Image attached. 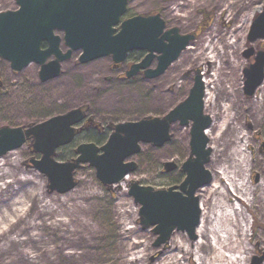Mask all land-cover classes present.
<instances>
[{"label": "rangeland", "instance_id": "obj_1", "mask_svg": "<svg viewBox=\"0 0 264 264\" xmlns=\"http://www.w3.org/2000/svg\"><path fill=\"white\" fill-rule=\"evenodd\" d=\"M263 8L264 0H129L124 17L158 13L165 21V29L175 27L180 34H194L195 39L162 75L153 79H146L141 75L123 78V71L133 62L131 59L135 57L134 53H130L123 64L113 69L111 57L78 64L77 57L80 51L75 52L70 60L62 64V75L47 82L39 80V65L35 63L14 72L7 61L0 59V127L40 122L81 105L88 106V114L102 128L108 123L130 121L144 115L161 116L187 96L193 84L195 71L200 72L202 67L208 65L200 52L203 51L202 44L211 42V47L214 45L221 52L226 50L234 56V63L232 66H226L220 77L224 87L228 86L223 82L225 80L234 83V94L231 98L235 96L237 101L235 122L250 143L247 152L252 169L248 177L251 186H255L264 172V127L251 124V117L243 111L242 106L238 108V103L254 106L253 100L259 96L260 86L253 96H247L243 91V70L253 63V56L247 59L243 52L250 46L255 52L264 51V40L247 42L251 22ZM15 9H17L15 0H0V12ZM214 29L215 32H212ZM57 34L62 36L60 32ZM234 36L238 44L231 49L227 42L234 40ZM194 51H198L197 55ZM209 97L212 103H205L204 100V112L216 123L221 117L220 104L226 103L225 90L212 88ZM213 127L212 134L208 136V145L211 148L215 146L214 144L218 146L221 144L215 140L217 133L215 125ZM171 134L172 139L161 148L143 144L140 153L129 159L136 162V170L126 175L119 184L110 187L103 185L96 178L95 169L88 164H82L75 171L77 185L65 194L49 193L47 178L33 168L27 167L28 159L40 157V154L32 152L30 141H27L20 148L1 156L0 164L2 168L12 170L18 178L29 176L33 182L15 181L8 175L1 177L0 186L3 187L5 184L8 186L6 189L0 188V209L4 208L2 201L21 194L20 191L14 192L10 189L23 188L25 191V188H29L34 192L38 189L43 198L51 204L52 210L43 213L42 218L36 220L37 229L30 230L31 244L37 246V239L47 237L50 231L76 241L85 236L88 229L99 228L111 236L112 230L119 228L124 231V236L120 239L123 252L129 240L139 243L133 251H128L123 264L130 263L134 252L141 255V261L137 264H193V255L184 256L174 245L177 243L194 248L193 242L196 240L191 242L185 232L175 231L167 244L155 247L156 236L151 232V228L145 230L141 228L138 218L139 205H136L128 194V184L132 180L154 189H162L167 188V184L178 178L180 174L178 169L166 173L162 170V164L174 161L180 165L184 161L187 155L189 128H181L174 124L171 127ZM83 142L89 141L86 140V132L82 127L73 142L56 149L55 159L64 162L75 158L76 155L70 156L69 159H60L57 156L58 154L67 156L72 147L75 149ZM228 148L223 147L222 154L220 146L217 150L212 148L210 162L206 165L212 173V180L217 162L223 159L225 156L223 153L227 152ZM209 187L208 184L197 191L201 214L211 208L213 196ZM232 202L245 214L247 220L245 227L249 247L247 264H251L253 257H262L260 264H264V213L262 214L256 205H248L242 198L234 199ZM32 204L35 205V202L27 203L25 206L30 215L38 211ZM204 221L208 226L209 218ZM125 234L129 235V239ZM56 246L60 249L59 243H55V246L45 245L38 251H42L43 257L56 259L54 255L57 251ZM80 250L62 249L59 264L62 260L65 264H81Z\"/></svg>", "mask_w": 264, "mask_h": 264}, {"label": "water", "instance_id": "obj_2", "mask_svg": "<svg viewBox=\"0 0 264 264\" xmlns=\"http://www.w3.org/2000/svg\"><path fill=\"white\" fill-rule=\"evenodd\" d=\"M17 9L0 12V59L19 72L30 63L39 65L38 76L46 82L59 76L61 64L78 52L77 63L86 64L110 56L114 65L123 63L134 50L146 51L142 60L126 71V78L144 71V78L162 75L195 39L194 34H180L178 28L165 29L160 14H137L121 18L129 0H15ZM56 32H61L62 36ZM264 40V8L251 22L247 42ZM45 43V47H41ZM63 47L65 50H63ZM243 55L253 63L243 70V91L253 96L264 80V51L248 47ZM157 64L150 67L153 59ZM204 84L195 71L187 96L162 116L146 115L137 120L109 124L111 132L98 146L83 142L75 148L76 157L64 162L55 159L56 149L73 142L82 122H92L87 108L80 106L48 117L40 122L0 127V157L30 141L32 152L27 167L42 173L49 193L65 194L76 185L75 171L82 164L95 169L96 178L105 186L119 184L137 168L129 159L143 144L161 148L171 138V127L189 128V153L180 166L174 161L162 164L163 171L177 169L184 174L179 184L154 189L132 180L128 194L139 205L138 218L143 230L156 236L154 246L167 244L175 231L185 232L193 242L200 223L201 209L197 191L210 184L212 174L206 168L212 149L206 130L212 118L204 112ZM253 257L251 264H260Z\"/></svg>", "mask_w": 264, "mask_h": 264}, {"label": "bare ground", "instance_id": "obj_3", "mask_svg": "<svg viewBox=\"0 0 264 264\" xmlns=\"http://www.w3.org/2000/svg\"><path fill=\"white\" fill-rule=\"evenodd\" d=\"M212 32H215V29ZM227 44L232 49L237 47L238 40L234 36V40ZM202 45L203 51L200 54L208 63L199 72L205 89V103H212L208 95L212 88L217 87L221 91L225 90L224 100L226 101L225 104H220V120L211 123L206 130V135L212 134L215 125L217 133L215 140L221 142L220 153L222 154L223 147L224 149L227 146L229 148L227 152L223 153L225 155L223 159L217 162L213 180L209 184L213 196L211 208L201 214V220L196 229L198 237L193 242L194 248L184 247L177 243L174 247L181 250L184 256L193 255V264H247L249 251L245 228L247 220L245 214L233 205L232 200L242 198L248 205H256L263 214L264 172L257 185L251 186L248 173L252 169V164L247 152L250 143L246 134L242 133L243 131L238 128V123L235 122L237 119L235 103L237 101L235 96L231 98L234 94V83L225 80L223 82H226L228 86H222L220 74L226 66H232L234 56L226 50L221 52L214 45L211 47V42ZM197 53L198 51H194L195 55ZM253 105L238 103V108L242 106L243 111L251 117V124H259L264 127V80L260 85L259 96L253 100ZM214 145L212 148L217 150L219 146ZM1 166L0 164V179L8 175L15 181L33 182L31 177L19 176L18 178L12 170ZM7 186L8 184H5L0 188L6 189ZM25 189V191L23 188L10 189L14 192L20 191L21 194L2 201L4 208L0 209V264H59V255L65 248L81 249L79 251L81 264H123L128 251H133L139 244L129 240L125 252H123L120 239L124 236V231L119 228L112 230L111 236L99 228L88 229L85 236H81L76 241L65 238L64 235L55 231H50L47 237L37 239V246L31 244L29 243L30 230L37 229L36 220L41 219L43 213L51 211L52 206L43 198L38 189L36 192L29 188ZM33 202L35 205H32L38 211L34 215H30L25 210V206L27 203ZM208 218L207 226L204 219L208 220ZM126 236L129 239V235ZM55 243H59L61 249L56 246L57 251L54 252L56 259L46 255L43 257L42 251H38L45 245L55 246ZM140 261L141 255L134 252L129 264H137ZM61 264H65L63 260Z\"/></svg>", "mask_w": 264, "mask_h": 264}, {"label": "trees", "instance_id": "obj_4", "mask_svg": "<svg viewBox=\"0 0 264 264\" xmlns=\"http://www.w3.org/2000/svg\"><path fill=\"white\" fill-rule=\"evenodd\" d=\"M139 118V117H138ZM136 118V119H138ZM135 120V119H134ZM108 126V125H107ZM104 127H95L94 124H85L83 131L86 132V140L89 142H94L95 144H101L103 142H105V140L108 137V132L110 131L108 128ZM187 155H188V148H187ZM75 155V149L72 147L71 151L68 153L67 156H61L58 154V158L60 159H69L71 158L70 156ZM187 155L185 156V158L187 157ZM184 175L180 172V174L178 175V178L176 180L171 181L169 184H167L168 186L171 185H175L181 182V180L183 179Z\"/></svg>", "mask_w": 264, "mask_h": 264}, {"label": "flooded vegetation", "instance_id": "obj_5", "mask_svg": "<svg viewBox=\"0 0 264 264\" xmlns=\"http://www.w3.org/2000/svg\"><path fill=\"white\" fill-rule=\"evenodd\" d=\"M128 17H130V16H128ZM127 18V17H126ZM42 47H45V43L44 44H42ZM131 53H134L135 54V57L133 58V59H131L133 62L131 63V64H129L128 66H126L125 67V70L123 71L124 72V79H126L125 78V73H126V71L130 68V66L132 65V64H134V63H138V62H140L141 60H142V58L144 57V55L146 54V51H142V50H134V51H132ZM130 55V54H129ZM125 62V61H124ZM123 62V63H124ZM123 63H120V64H123ZM120 64H118V65H114V64H112V68L114 69V68H116L117 69V67H119V65ZM156 64H157V60H156V58H154L153 59V61H152V64H151V67H155L156 66ZM62 75V66H61V71H60V74H59V76H61ZM137 75H141V76H143L144 77V71L143 70H140L139 71V73L137 74ZM136 75V76H137ZM58 76V77H59ZM39 77V76H38ZM58 77H56V78H58ZM135 77V76H134ZM40 80V79H39ZM85 107H88L87 105H84ZM89 109L87 108V116L88 117H90V115L88 114V111Z\"/></svg>", "mask_w": 264, "mask_h": 264}]
</instances>
